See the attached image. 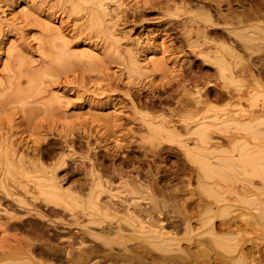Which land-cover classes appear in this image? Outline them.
I'll use <instances>...</instances> for the list:
<instances>
[{"label": "rangeland", "instance_id": "1", "mask_svg": "<svg viewBox=\"0 0 264 264\" xmlns=\"http://www.w3.org/2000/svg\"><path fill=\"white\" fill-rule=\"evenodd\" d=\"M209 1L0 0V264H139L110 254L160 223L185 264H264V37L248 29L259 83L216 62L235 38Z\"/></svg>", "mask_w": 264, "mask_h": 264}, {"label": "bare ground", "instance_id": "2", "mask_svg": "<svg viewBox=\"0 0 264 264\" xmlns=\"http://www.w3.org/2000/svg\"><path fill=\"white\" fill-rule=\"evenodd\" d=\"M211 1H215L214 4L211 3ZM236 1V0H235ZM237 1H241V0H237ZM236 1V2H237ZM226 2L228 3V8H227V13L226 14H220L217 15L216 17H212V14H210L209 11H202L200 14L204 16V21L206 22L207 26L211 27V30L213 31H219L221 32V34H225V31L228 34H232L235 38V41L231 44L228 45H221V47L223 48L224 51H226V54L230 55V60H228L222 53L221 54H215L214 58H216V62H220V63H226L227 65L230 66V68H235L237 67L236 70H234L237 74H245L248 73L249 75L252 76L253 80L256 83H259V78H255L253 77V66L257 67L258 65L256 63L255 60H253L251 58V54L256 51L258 49V47L254 48L252 47V45L250 44V39L252 38V34L248 33V29H252V28H256L259 29V31H262V37H264V22H262L260 19H264V0H255L252 3H248V6H243L242 3L240 2V5L238 7H232L230 0H226ZM93 3V2H92ZM220 1H216V0H210L209 4H212L211 6H213L215 11H218V13H220ZM238 4V3H237ZM25 6V5H24ZM212 10V8H211ZM220 10V11H219ZM199 11V10H198ZM205 13V15H204ZM5 14V13H4ZM198 14V15H200ZM216 14V13H213ZM203 19V18H202ZM247 20H256L253 23L250 24H245L244 22H246ZM222 23V28H219V24ZM209 31V30H208ZM201 32V31H200ZM218 32V33H219ZM211 33V32H210ZM214 36V35H213ZM185 37V36H184ZM218 37V36H217ZM231 37V36H230ZM256 38V37H255ZM205 39V37H204ZM224 39V38H223ZM231 39V38H230ZM233 39V38H232ZM259 39V38H258ZM234 40V39H233ZM261 40V38H260ZM185 41V40H184ZM188 42H190V40H188ZM260 42V41H259ZM216 43V42H215ZM237 45L239 47H241L244 51L246 50H250L249 56L251 59H246V60H242V56L240 54H238L239 50H236ZM213 47V46H212ZM221 48V50H222ZM254 48V49H253ZM213 51V50H212ZM215 51V50H214ZM202 52V51H201ZM243 53V51H241ZM217 53V52H216ZM245 53V52H244ZM205 54V53H204ZM214 55V54H213ZM255 58L257 60H259L260 65H264V56L261 55H254ZM244 59V58H243ZM225 64V66H226ZM222 65V64H221ZM259 65V66H260ZM262 67V66H261ZM223 69V68H222ZM229 69V68H228ZM261 69V68H260ZM264 69V68H262ZM258 73V72H257ZM264 73V72H262ZM260 73L261 75H264ZM256 74V73H255ZM259 76V75H258ZM234 76L231 75V78H233ZM260 77V76H259ZM238 81V80H237ZM235 82V81H234ZM252 83V82H251ZM222 93V92H221ZM203 94V93H202ZM220 94V93H219ZM230 94V93H229ZM236 94V93H235ZM234 93L232 94V97L238 99V97H236L237 95H235ZM249 94V93H248ZM223 95V94H222ZM221 96V95H220ZM226 96V95H224ZM216 97V95H215ZM205 98V97H204ZM213 98V97H212ZM189 99V98H188ZM217 99V98H216ZM192 101V100H191ZM218 101V100H217ZM204 102V101H203ZM112 103V102H111ZM194 103V102H193ZM197 103V102H196ZM199 104V103H198ZM185 105V104H184ZM201 106V105H200ZM195 107V106H194ZM190 108V107H188ZM187 109V108H186ZM198 110V109H197ZM241 111H246L241 109ZM249 111V110H248ZM258 112V111H257ZM246 113V112H245ZM222 114V113H221ZM229 114V113H228ZM238 114V113H237ZM232 115V114H231ZM242 115H244V117H242ZM235 116V115H234ZM257 116L254 112H249L246 114H239L238 117H235V121L237 122L238 125H240V128L242 130L249 128L251 130H254L253 127L254 126H250L248 121H254L257 119ZM219 118V117H217ZM221 118V117H220ZM225 118V117H224ZM204 119V118H203ZM211 119V118H210ZM164 121V120H163ZM162 124V123H161ZM154 125V124H153ZM233 125V124H232ZM157 126V125H156ZM174 127V126H173ZM170 128V127H169ZM164 129V128H163ZM171 129V128H170ZM231 129V128H230ZM162 131V130H161ZM193 131V130H192ZM194 132V131H193ZM192 132V133H193ZM165 133V132H164ZM201 133V132H200ZM195 134V133H194ZM231 134V133H230ZM251 134V133H250ZM199 135V134H198ZM201 136V134H200ZM231 137V136H230ZM201 138H203L201 136ZM229 138V137H228ZM246 135L243 132H239L237 131L236 133H234L232 135V142H233V149L235 151H237L238 154H241L242 152H246L249 153L250 151L247 148V144L245 142H242L243 140H245ZM229 142V141H228ZM186 152H190V151H186ZM90 158V157H89ZM196 159V158H195ZM194 159V160H195ZM198 160V159H197ZM196 160V162H197ZM209 160V159H208ZM97 161V160H96ZM206 161V160H205ZM199 163V162H198ZM222 163V162H221ZM104 165V164H103ZM200 166V164H199ZM216 167V166H215ZM107 168V167H106ZM41 169V168H40ZM102 169V168H101ZM97 170V169H96ZM99 172V171H98ZM118 172V171H117ZM222 172V171H221ZM95 173V172H94ZM152 174V173H151ZM207 175V174H206ZM143 178V177H142ZM85 181V180H84ZM54 182V181H53ZM131 183V182H129ZM84 184V183H83ZM83 184L81 186H83ZM133 184V183H131ZM60 185V184H59ZM134 185V184H133ZM112 186V184H111ZM61 187V186H60ZM135 189H137L135 187ZM65 190V189H64ZM63 190V191H64ZM156 190V189H155ZM133 191V190H132ZM67 192V191H64ZM69 192V191H68ZM96 193V192H95ZM51 194V193H50ZM86 194V193H85ZM55 195V194H54ZM95 195V194H93ZM88 196V194H87ZM51 197V196H50ZM54 197V196H53ZM59 197V196H58ZM95 197V196H94ZM60 199V198H59ZM97 201V200H96ZM114 202V201H113ZM155 202V201H154ZM184 202V201H183ZM192 202V201H191ZM171 203V202H170ZM157 204V203H156ZM24 205V204H23ZM189 205V206H188ZM197 206L199 204H196ZM44 206V205H43ZM116 206V205H115ZM194 205L191 204H186L183 209H193ZM39 207V206H38ZM153 209H161L160 207H158V205H154L152 206ZM165 208V207H163ZM175 208V207H174ZM53 209V208H51ZM99 209H106V211L108 209H116L112 203H105L103 205H101V207ZM128 209V208H127ZM204 209H213L212 206L209 204L207 205ZM220 209V208H219ZM119 210V209H118ZM158 211V210H157ZM160 211V210H159ZM168 211V210H167ZM108 212V211H107ZM178 212V211H177ZM157 213V212H154ZM158 215V214H157ZM161 215V213L159 214V216ZM210 215H213V212H211ZM103 216V215H102ZM142 216V215H141ZM212 217V216H211ZM145 218V217H144ZM187 215L184 214L183 215V220L186 221L187 220ZM115 219V217H114ZM155 219V218H154ZM153 219V221H154ZM159 219V218H158ZM116 220V219H115ZM157 221V220H155ZM161 221V220H158ZM164 222V221H163ZM117 224V223H116ZM222 224L223 222L220 223H215V227H218L220 229H222ZM152 226H150V228H148V230L145 231V233H148V237L150 238V247H146L145 249L139 251V252H133V250H128V248L122 247V251L120 253H111V256H121L124 259H135L139 264H146V256H150V263H159V264H166V262L170 263V264H185L187 262L186 259V252L184 250L183 247L178 246L176 253L173 254H165L164 252H169L171 251V249L169 248V243L170 241L175 240L176 238L171 236L170 233L168 231H163L161 230L162 228H164L163 224H157L153 226V224H151ZM176 225V224H175ZM109 227V225H108ZM112 227V226H111ZM229 225L226 227L227 231H230L228 229ZM140 228H143L142 226ZM186 229L188 230V232L191 231V228L189 226H186ZM121 230V229H120ZM142 230V229H141ZM178 230V229H177ZM210 230L213 231V228L210 227ZM109 232V231H108ZM174 232V231H173ZM187 232V233H188ZM142 233V232H141ZM231 233V232H230ZM99 234V233H98ZM143 234V233H142ZM172 234V233H171ZM175 235V234H174ZM187 235V234H186ZM91 236V235H90ZM94 235H92L93 237ZM227 237V236H225ZM224 237V238H225ZM119 238L120 240L118 241V239L116 238H106L104 239V243H106L107 245H109V250L113 248V244H121L120 241L122 239L125 238V235L123 234H119ZM228 238V237H227ZM31 239V238H30ZM138 239V238H137ZM184 239V238H183ZM199 239V238H198ZM191 240H195V239H191ZM34 241V240H33ZM33 243V242H32ZM146 243V242H145ZM190 243V242H189ZM193 243V241H192ZM105 244V245H106ZM149 245V244H148ZM176 245V244H175ZM183 245V244H181ZM185 246V245H184ZM92 248V247H91ZM101 248V247H100ZM99 248V250H100ZM138 248V247H137ZM136 248V249H137ZM108 249V248H107ZM115 250V249H114ZM200 250V249H199ZM120 251V250H119ZM156 251V252H155ZM174 251V250H172ZM72 257V256H71ZM110 257V256H109ZM113 257V258H114ZM48 258V257H47ZM59 259V258H58ZM112 261V260H111ZM129 262V261H128Z\"/></svg>", "mask_w": 264, "mask_h": 264}]
</instances>
